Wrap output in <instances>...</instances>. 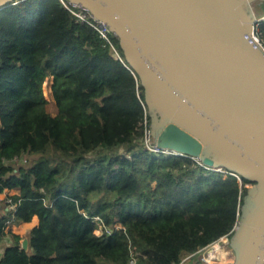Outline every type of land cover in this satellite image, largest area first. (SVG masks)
I'll use <instances>...</instances> for the list:
<instances>
[{
    "label": "trees",
    "instance_id": "16d2710c",
    "mask_svg": "<svg viewBox=\"0 0 264 264\" xmlns=\"http://www.w3.org/2000/svg\"><path fill=\"white\" fill-rule=\"evenodd\" d=\"M110 40L119 56L62 0L0 8V192L18 190L0 264H179L236 223L249 180L142 145L143 86ZM34 215L24 249L6 220Z\"/></svg>",
    "mask_w": 264,
    "mask_h": 264
},
{
    "label": "water",
    "instance_id": "95a60500",
    "mask_svg": "<svg viewBox=\"0 0 264 264\" xmlns=\"http://www.w3.org/2000/svg\"><path fill=\"white\" fill-rule=\"evenodd\" d=\"M70 1L117 36L158 146L252 181L229 242L234 264H264V49L252 0Z\"/></svg>",
    "mask_w": 264,
    "mask_h": 264
},
{
    "label": "built area",
    "instance_id": "2783aa9c",
    "mask_svg": "<svg viewBox=\"0 0 264 264\" xmlns=\"http://www.w3.org/2000/svg\"><path fill=\"white\" fill-rule=\"evenodd\" d=\"M62 1H63L64 5L75 15L76 19H78L80 21L87 22L88 24H90L91 26H93L99 32L100 36H102L105 40H107L110 43V45L112 47V50H113V54L115 56H119V53L117 52L116 48L111 43V40H110V32H112V31H111L110 27L108 26V24L106 22H104L102 20H99V19H96L85 7H83V6L75 3L73 1H70V0L68 2H65L64 0H62ZM263 20H264V12H262L259 15L254 14V20H253V26H254V28H253V37H254V39L257 42L260 43V45L264 49V39H262L259 36V34H258V25ZM142 105L144 107V118H143V124H142V128H141L142 129V133H141L142 145L146 149L154 152L155 154H160V153H163V154L178 153L177 151H174L172 149L165 148V147H160V146H158L155 143V140L151 136V133H150V126L148 124V118H147V113H148L147 107H146V105L144 103H142ZM178 154H180V153H178ZM188 157L192 158L196 162V164H198L200 166H203V167L209 169L210 171H221V172L222 171L223 172H227L228 171L225 167H222V166L206 165L203 162H201V160H199L198 158H196L194 156H188ZM228 172H231V171L229 170ZM231 173H233V172H231ZM233 174L236 175L237 178H238V180L241 182V177L238 174H236V173H233ZM246 183L244 184L245 186H247ZM10 194H12V193L5 194L3 197L0 198V200H1V202L8 201L9 202L8 208H11L12 210H14L16 202L12 201ZM239 214H240V209L238 210V216H239ZM237 220H238V218H237ZM237 220H236V223H237ZM9 221H10V219L6 220L7 223L5 224V229H4L5 231L11 225V224L8 223ZM236 223H235V225H236ZM235 225L233 226V229L228 234H224L222 236L227 239V237L234 230ZM98 232H99V230H96V233H98ZM221 237H219L215 241L209 243L208 245H206V246L198 249L197 251H201L202 252V255H205V253H207L209 255L210 250H211L210 248L213 245L219 243ZM8 242H10L9 235L7 233H5L4 235H1V239H0V253H2V250L4 248V245L8 244ZM219 245H220V243H219ZM197 251L192 252V253H186L183 256V258L181 259V263L182 262H185L186 260H189L194 255L199 260H201L204 256L199 255L197 253ZM134 262H135V257H134V255H132L128 259V264H133Z\"/></svg>",
    "mask_w": 264,
    "mask_h": 264
},
{
    "label": "rangeland",
    "instance_id": "374dc122",
    "mask_svg": "<svg viewBox=\"0 0 264 264\" xmlns=\"http://www.w3.org/2000/svg\"><path fill=\"white\" fill-rule=\"evenodd\" d=\"M259 10L256 9V13L259 14L260 12H258ZM43 90H44V93L46 94V96L49 98V101L48 103L46 104V108L48 111L54 113L55 112V108L52 104V101L50 99V96H49V82H47V80H45L43 82ZM144 93H146L145 89H143ZM102 152H105L108 154V157L110 155H113V154H121L122 151H123V147L122 146H105L104 149L100 150ZM101 152V153H102ZM127 157V156H125ZM124 158V156H123ZM247 187L248 186H251L252 185V181H249L246 183ZM9 192H13L14 189H5ZM5 190L3 192H0V196L3 197L4 193H5ZM241 208V207H240ZM240 216V215H239ZM238 216V218H240ZM28 223V224H26ZM12 222V223H9V224H12L13 228L15 230H20V232L22 233L23 232V229H25V225H29L30 223L29 222ZM234 233V230L231 232V234L227 237V239L225 237L221 238L220 239V247L217 249L218 250V253L216 254V256H211L212 258L208 259V254L205 253V255H202V252H199L198 254L201 255V256H204L201 261L199 262V264H234V259H235V249H233V247L231 246L230 244V238L232 236V234ZM218 247V245H217ZM205 257H207V259H205ZM180 264H186L185 262H180Z\"/></svg>",
    "mask_w": 264,
    "mask_h": 264
},
{
    "label": "crops",
    "instance_id": "0c3cea01",
    "mask_svg": "<svg viewBox=\"0 0 264 264\" xmlns=\"http://www.w3.org/2000/svg\"><path fill=\"white\" fill-rule=\"evenodd\" d=\"M251 5H252V8L254 10V13L256 15H259V14H261L263 12L264 0H252ZM256 9L259 10L258 11V12H260L259 14L256 13ZM17 191H18L17 189H14L13 192H9V191L5 190V193L3 195H5L7 193H12L13 194L14 192H17ZM0 198H1V196H0ZM1 203H3V202H1V200H0V215H3V214H5V210H7V206L6 205L4 206ZM37 222H38V217L36 215H34L32 217V219L29 221L30 224L28 226L25 225V229H23V232L22 233L20 232V230H18V231L15 230L13 228L12 224L9 227L11 228L12 231H14V232L19 233L20 235H22V238H23L27 234L28 227L37 224ZM26 224H28V223H26ZM190 261H192L191 258L189 260H186L185 263L186 264H190L189 263Z\"/></svg>",
    "mask_w": 264,
    "mask_h": 264
},
{
    "label": "bare ground",
    "instance_id": "6f19581e",
    "mask_svg": "<svg viewBox=\"0 0 264 264\" xmlns=\"http://www.w3.org/2000/svg\"><path fill=\"white\" fill-rule=\"evenodd\" d=\"M221 238H223V236L221 237ZM217 245H218V247H217ZM220 247V245H219V243H217V244H215V245H213L210 249V253H209V255H208V259H210V258H212L211 256H216V254L218 253V248ZM198 253L199 252H201V251H197ZM205 259H207V257H205ZM207 259V260H208Z\"/></svg>",
    "mask_w": 264,
    "mask_h": 264
},
{
    "label": "flooded vegetation",
    "instance_id": "af4514ba",
    "mask_svg": "<svg viewBox=\"0 0 264 264\" xmlns=\"http://www.w3.org/2000/svg\"><path fill=\"white\" fill-rule=\"evenodd\" d=\"M211 155L217 159L224 158V156L220 155V153L215 154L214 151H212Z\"/></svg>",
    "mask_w": 264,
    "mask_h": 264
}]
</instances>
